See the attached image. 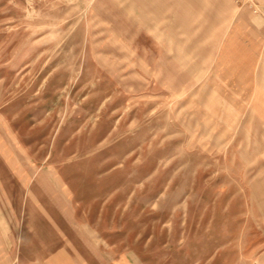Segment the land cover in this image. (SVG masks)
<instances>
[{
    "label": "rangeland",
    "instance_id": "obj_1",
    "mask_svg": "<svg viewBox=\"0 0 264 264\" xmlns=\"http://www.w3.org/2000/svg\"><path fill=\"white\" fill-rule=\"evenodd\" d=\"M240 15L0 0V264H264V82H210Z\"/></svg>",
    "mask_w": 264,
    "mask_h": 264
},
{
    "label": "crops",
    "instance_id": "obj_2",
    "mask_svg": "<svg viewBox=\"0 0 264 264\" xmlns=\"http://www.w3.org/2000/svg\"><path fill=\"white\" fill-rule=\"evenodd\" d=\"M252 24L248 15L234 19L217 54L215 78L210 82H264V33Z\"/></svg>",
    "mask_w": 264,
    "mask_h": 264
},
{
    "label": "built area",
    "instance_id": "obj_3",
    "mask_svg": "<svg viewBox=\"0 0 264 264\" xmlns=\"http://www.w3.org/2000/svg\"><path fill=\"white\" fill-rule=\"evenodd\" d=\"M234 2L241 7H246L252 13H257L264 19V3L259 0H234Z\"/></svg>",
    "mask_w": 264,
    "mask_h": 264
}]
</instances>
